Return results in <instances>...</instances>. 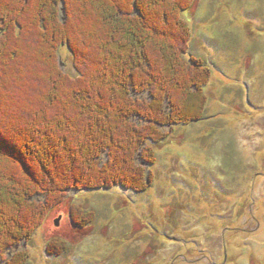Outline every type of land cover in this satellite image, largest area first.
Returning <instances> with one entry per match:
<instances>
[{
  "label": "rangeland",
  "instance_id": "374dc122",
  "mask_svg": "<svg viewBox=\"0 0 264 264\" xmlns=\"http://www.w3.org/2000/svg\"><path fill=\"white\" fill-rule=\"evenodd\" d=\"M70 2L68 31L82 60L77 70L71 52L63 48L57 68L79 81L87 71L89 78L99 71L86 56L98 55L92 35H102L101 14L95 6L84 9L78 0ZM183 17L193 36L186 61L201 60L212 74L204 92V119L173 132L163 130L170 137L152 144L158 161L146 166L152 181L146 192L122 187L71 191L32 240L20 243L8 259L27 252V264H264V0H196ZM2 27L0 22V44ZM177 32L171 18L163 34ZM25 35L14 44L18 58L1 62L0 106L5 116L27 120L49 108L43 99L71 87L50 80L48 63L40 59L41 41L31 31ZM11 46L6 40L1 49ZM150 96L145 94L147 102ZM58 110L60 118L75 120ZM72 149L71 144L61 146V160ZM40 178L48 179L43 172ZM73 208L94 222L76 227Z\"/></svg>",
  "mask_w": 264,
  "mask_h": 264
},
{
  "label": "trees",
  "instance_id": "16d2710c",
  "mask_svg": "<svg viewBox=\"0 0 264 264\" xmlns=\"http://www.w3.org/2000/svg\"><path fill=\"white\" fill-rule=\"evenodd\" d=\"M78 1L80 8L99 9L102 35H92L98 55L86 56L99 71L90 78L87 71L75 81L57 68L63 48L71 52L77 70L82 60L68 31L70 0H0L2 43H13L5 49L0 44V68L1 62L18 58V45L31 31L41 41L40 59L48 63L50 80L71 87V92L43 99L49 108L27 120L5 116L0 103V261L5 264H27V252L14 253L11 260L8 255L32 240L67 193L116 187L146 192L152 183L146 166L158 161L152 144L170 137L163 130L204 119L211 70L201 60L185 58L193 36L183 16L196 0H125L129 7L118 0ZM171 18L176 36L163 34ZM58 109L75 120L60 118ZM67 144L72 153L61 160L58 151ZM42 172L49 180L40 178ZM70 216L80 229L94 222L81 209L73 208Z\"/></svg>",
  "mask_w": 264,
  "mask_h": 264
},
{
  "label": "water",
  "instance_id": "95a60500",
  "mask_svg": "<svg viewBox=\"0 0 264 264\" xmlns=\"http://www.w3.org/2000/svg\"><path fill=\"white\" fill-rule=\"evenodd\" d=\"M62 220H63V217H60L57 221H56V227L57 228H61V226H62Z\"/></svg>",
  "mask_w": 264,
  "mask_h": 264
}]
</instances>
